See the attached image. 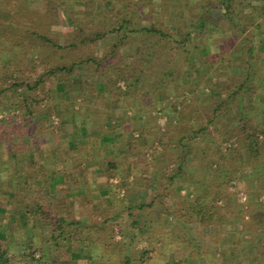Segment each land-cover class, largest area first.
I'll list each match as a JSON object with an SVG mask.
<instances>
[{"label": "trees", "instance_id": "1", "mask_svg": "<svg viewBox=\"0 0 264 264\" xmlns=\"http://www.w3.org/2000/svg\"><path fill=\"white\" fill-rule=\"evenodd\" d=\"M0 1H5L9 8L12 5L18 7L9 22L0 19V98H9L6 109L22 105L29 117L25 125L30 127L29 132L23 134L17 123L0 122V145L3 147L0 151L5 158L0 162V183L3 182V189L8 188L1 195L10 206L2 230L9 233L12 229L13 235L24 242L22 252L15 255L10 248L12 242L0 238V264H65L82 254L87 255V264H229L228 253L215 257L211 245L212 249L231 246L244 259H251L256 250L259 259L264 261V205L254 201L258 197L257 188L250 185L262 181L259 176L264 175V114L260 110H249V107L252 109L250 97L256 91V85L249 83V78H257L252 64L253 48L249 46L237 56L227 54L237 62L243 55L246 58L245 64H241L245 68H238L244 80L237 84L236 77H230L229 81L233 82L230 93L228 84L219 81L222 73L216 74V80L212 82L210 75L198 68L200 78H208L201 81L200 86L208 88L210 93L204 98L195 96L191 100H176L180 90L186 91L182 84L188 83L189 73L197 70L196 60L207 66L209 60L206 56L222 58L230 50V45L240 41L253 45L256 35L264 34V0H185V13L182 19L177 18L174 34L160 28L161 22H156L152 16L148 26L143 24L146 12H152L148 11L149 6L152 9L159 7L166 13L164 5L157 6L152 0H148L149 5L146 0H110L107 10L98 9L102 0H74L81 2L82 9L69 13L64 10L69 0H39L38 7L29 5L26 0ZM56 25H63L62 32L53 31ZM217 34L229 36L216 39V42ZM106 39H112L111 44L99 58L93 49ZM214 43L218 44L220 52L203 55ZM123 49H126V55L121 54ZM170 49L175 51L173 60L181 66L183 74H180L181 86L174 98L162 95L164 101L170 102L165 107L164 103L151 99L155 94L151 89L163 90L170 81L166 79H173L180 69L168 64L164 66L160 61L164 51ZM194 50L199 52L194 53ZM125 56L132 62L124 70ZM28 62H32V71L37 75L33 82L23 79L29 77L20 66ZM228 69L233 71L232 66ZM79 70L87 74L84 78L93 77L91 84H96L98 75L99 78H114L104 84L106 89L107 85L111 86L110 91L105 92L108 95L105 99L119 104L124 109V117L114 122L120 132L114 130L116 133L113 134V131L104 129L101 134L125 135L129 151L137 163L143 164L141 170L127 169V165H119L116 160L107 161L108 177L118 178V183L108 182V195L99 202L91 196L96 186L84 190L88 201L77 199L83 195L80 189L70 187L62 191L64 197L83 205V208H91L95 201L100 208L107 205L100 214L93 213L95 219L92 221L85 213H76L75 205L64 204L61 209L59 204L60 209L55 210L50 201L59 185L74 181V173L97 157L96 150L90 142L81 143V135H77L73 140L80 146L70 154L69 150L62 149L61 135L49 124L36 132L32 127L38 122L31 118L33 108L43 103L38 94L32 93L47 78L67 83ZM215 72L219 73L218 70ZM74 81L83 82L81 78ZM121 81L127 86L120 87ZM252 86L254 90L248 93ZM19 88L24 89L19 92ZM191 90L189 88L188 92ZM219 92L227 94L213 102V93ZM88 96L89 93L85 92V101H89ZM136 97H141L138 105ZM94 98L99 100V95L91 94V99ZM144 100H147L146 104H143ZM100 107L102 111L105 108ZM154 110L160 113L154 115ZM128 112L144 115V126L137 131L138 136L133 131L134 118H130ZM81 115L79 123L88 129L90 116ZM157 120L160 124L156 123ZM174 120L178 127L172 126ZM190 122L196 124L189 127ZM60 124L63 129L62 119ZM49 133L55 136L56 146L45 151L52 164H62L63 167L61 171L52 172L46 169V165H39L32 182L36 188L27 185L23 190L9 160H17V163L30 160L32 149L27 148L26 136L32 143ZM92 133L97 138V132ZM145 135L151 136L150 142L138 146L137 142ZM17 137L26 142L17 140ZM121 140L116 137L113 144L119 146ZM154 145L160 150H155L148 159V152ZM137 151L142 152L141 155ZM57 154H63L65 159H59ZM199 159L201 162L210 161L209 166L201 169ZM68 163L73 165L71 169L66 168ZM184 177L200 182L203 192L192 197L182 196L179 183ZM239 185L255 191L248 192L247 211L236 201ZM120 189L124 190L122 198ZM33 192L40 196L37 200H34ZM244 211L250 214V219L245 221ZM121 213L125 214L126 224L118 222ZM17 214L27 221L25 224L18 221L20 225L12 227L13 224L6 220L14 219L19 216ZM236 217L244 221V233L238 240H226L223 238L224 227L228 219ZM117 228L122 236L120 242L115 241ZM210 228L215 232L208 239L209 246L205 233ZM142 243L146 246L139 248ZM181 248L184 254L177 259L174 254Z\"/></svg>", "mask_w": 264, "mask_h": 264}, {"label": "rangeland", "instance_id": "2", "mask_svg": "<svg viewBox=\"0 0 264 264\" xmlns=\"http://www.w3.org/2000/svg\"><path fill=\"white\" fill-rule=\"evenodd\" d=\"M109 1L110 0H104V1L102 0V2L99 1V4L97 6L98 9L100 8H103L105 10L109 9L110 8V5L108 4ZM146 1L148 4V0ZM184 1L185 0H152V2L157 4V6L164 5L165 6L164 9L166 13H163L161 9H159V7L152 9V7L149 6L150 9H148V11L151 10L152 12L150 14L146 12L145 17L147 18L143 21V24L145 26H148L149 19L153 18L156 22L158 23L161 22L160 28H162L163 30L171 34H174L176 32L175 29H176V24H177V18L182 19L185 13ZM13 2L14 4H16V1H13ZM26 2L29 5L34 6V7H38L40 5L39 0H26ZM17 8L18 7L15 5H12V7L9 8L7 7V3L5 1H2V2L0 1V19H4L6 22H9L12 19L13 14ZM81 9H82L81 2H75L74 0H69L66 3L65 8H64V10L67 13L75 12ZM151 16L152 18H150ZM62 28H63V25H56L52 29L56 33V32H62ZM226 36H229V35L228 34H222V35L217 34L215 35V40L216 39L220 40ZM111 40L112 39H106L102 41L99 44V46L96 47V49L95 48L93 49L94 54L98 56L99 58L103 57L105 51L106 52L108 51V47L111 44ZM216 42L218 41L216 40ZM214 44L215 45L210 46V48L206 51L207 54L204 53L203 55H208L211 53L218 54V52H220L218 48V44L216 43ZM262 45H264V34L259 33L254 38L253 45H249L248 42L240 41L238 44H235L234 46L230 45V48H229L230 50H227V52L223 55L222 58H220V56L218 55L217 57L216 56L214 57L206 56L205 57L207 58L206 60H209L208 62L211 64V70H210V64L208 62H207L208 65L204 66L202 65V62L198 61L199 59L196 60L197 70H194V72L189 73V76H187L186 78V81L188 83H186V85L182 84L184 88L181 87V89L183 88L186 91H181L179 89L181 86L179 82H181V79H182L181 78L182 76H180V74H183V73L181 71L182 68L178 64V62L175 59L173 60L175 51L173 49L164 51V57L162 58V60H160L162 61V64L164 66L170 65V66H173L174 68L179 67L180 69H178V73L176 76L173 77V79L172 78L166 79V81H169V80L170 81L168 82L169 83L168 86H166L163 90L158 91L159 88H157V91H155L156 89L155 90L151 89V91L155 92L154 95H151V99L154 98L156 99L158 103H164L163 105L165 107H168L170 102L164 101L162 95L168 94L170 98H174L175 93L178 91V89L180 90L179 91L180 96L179 98H176L177 102H180L183 98L191 100L192 97H195V96L197 98H204L205 94H209L210 91L208 88L201 87L200 85L202 84L201 81H204V79L206 80L208 78H204V79L200 78L199 69L204 70L205 73L208 74L207 76L210 75L209 78H211L212 82L216 80L215 79L216 74L222 73L223 76L219 79V81L223 82L226 86L228 84V93H230L232 91V87H230V85L233 83L232 81H229L230 77H236L235 83L237 84L238 83L240 84V82L244 80V78H241L242 74H240L241 71L238 68H245V67H242L243 65L242 63L245 64L246 58L243 55L241 60L237 62L233 60L234 57H227V56L229 55V53L231 54V56H237L240 54V52L247 51V49L250 46L253 48L252 53H251L252 57L254 58L252 61V64L254 63L253 71H255V74H257V78H249V83H252V85L253 84L256 85V89H255L256 91H254L253 95H251L250 97L252 100V103H251L252 109H250L249 107V110H260V108L263 107V104H262L263 102L260 99V94H261L260 87L262 86V83H259L260 78L258 79V77L261 76L262 79L264 78V51L260 50V47ZM160 47L162 48V46ZM196 51L199 52V50H196ZM196 51L194 50V53H196ZM126 52H127L126 49L121 50L122 55H126ZM119 60L120 58L117 59L116 62H118ZM131 62H132V59L130 57L125 56V63L123 64V69L126 68L128 64L130 65ZM228 66H232L233 71L231 69H228ZM20 67L25 69V75L29 77V78H23L24 80L28 82H33L34 80L37 79L36 78L37 75H35L32 71V62H28L26 65H22ZM38 70L40 73L42 72V68L39 67ZM216 70H218L219 73L215 72ZM86 75L87 74L84 73L82 70L75 71L74 75L72 76L73 79L67 83L66 82L57 83V81L54 78H47L45 80V83H42L37 88V90L32 93V94L34 93L38 94L43 99V103L40 105V107L38 106L37 108H33L34 115L31 118L34 119L36 122H38L37 125L32 127V129L35 130L36 132L39 133L45 125L47 126V124H49V126L52 127L51 128L52 130H55L57 134L61 135L60 142L62 145V149L69 150L70 154H74V152H76L80 146L79 143L73 140L75 136L77 135H81V139H82L81 143L90 142L91 147L94 150H96L97 157L93 156L94 157L93 161L83 164L82 167H80V169L76 171V173H74L75 174L74 176H76L74 181H69L70 183L68 182L67 184L59 185L58 192L56 190V192L53 193L54 196H51L52 198L50 201L51 206L55 210L58 209L59 204H60L61 209H63L64 204L69 205V206L75 205L74 209L76 213L78 214L85 213V215L88 216L87 217L88 220L92 221L95 219L93 218V213L100 214V210L106 208L107 206L105 205L100 208L97 204L100 200H102L108 195L107 183L108 182H111V184L118 183V178L110 179L108 177L107 170H106V167H107L106 162L109 160H116L117 164L119 165H127V169L128 168L132 169L135 167L140 170L143 169V164L141 165L140 163H137V161L134 159L135 157L133 153L129 151L128 144L126 143L128 138H126L125 135L119 136V133H117V135L113 136V134H115L116 132H120L118 130L119 126H117L114 123L115 120L118 118L119 119L121 118L122 120V118L124 117V111H123L124 109H122V107L119 104H117L116 102H111L109 99L108 100L105 99L108 96L105 92H107L108 90L110 91L111 86L110 84L107 85V89H106L104 88L105 87L104 84H107L108 79L113 80L114 78H108V76H105V77L100 76L99 78V75H98V80L96 84L92 83L93 84L92 85L91 79L93 77L84 78L86 77ZM94 77H95V74H94ZM80 78H81V81L83 82L76 83L74 81ZM196 81L198 83V86H196ZM119 86L126 87L127 84L121 81L119 83ZM263 86H264V83H263ZM81 87H83V90ZM84 87L86 90H84ZM253 87L254 86H252L251 90L249 89L247 90L248 93H252V91L254 90ZM189 88H192V90L195 89L194 93H192V90L188 92ZM23 89L24 88H19V92H21ZM85 92L89 93V96L87 98L89 101L84 100ZM219 93H213L215 94L213 102H217V100H220L221 98H223V96L225 97L227 94L225 92L220 93V94ZM91 94L93 96L99 95V100L95 98L91 99ZM247 97L249 98V96ZM140 98L141 97H136L137 105L139 104ZM92 100H94V103L91 102ZM9 101H10L9 98H5L4 100L0 98V122L1 121L2 122L7 121L10 123L15 122L24 131L23 134L25 132H29L30 127L25 125V120L29 118L28 115L26 114V111L22 109V105L21 106L18 105V108L16 107V105H14L13 107L6 109L7 103ZM146 101L147 100H144L143 104H146ZM245 101L247 102V99ZM97 102H100L102 105L98 104ZM180 105H182V103H180ZM100 106L105 107V108L103 107L104 108L103 111ZM158 113H160L158 110L153 111L154 115ZM81 114H86L87 116H90V125L88 129L87 127H84L80 125L79 123L80 116H82ZM128 116L130 118H134L133 120L135 122V125H134L133 131L135 132V136H138L137 131L143 128L144 126L143 124L144 115H137V114L134 115L132 112H128ZM61 119L64 121L63 129H61L62 127H59L61 125L60 124ZM106 121L107 122L110 121V123L106 124L105 123ZM172 122H173L172 126L174 127L179 126L176 120ZM204 122L205 121H203L202 123ZM156 123L160 124V120H157ZM195 124L196 122L194 124L190 122L188 123V126L192 127ZM109 125L110 127H108ZM104 129L106 130V132L113 131V134L108 133L107 136L102 135L101 130H104ZM114 130L116 132H114ZM94 131L97 132L95 133V136L97 138H94L93 136L92 132ZM19 136L21 137V135ZM44 136L45 137L40 140L34 139L32 143L31 141H29L28 139L29 137L26 136L28 140V144H29L27 148L32 149L30 160L26 162L21 160V162H18L20 166L18 165L17 160L15 161L9 160L10 164H12L11 166L14 172L19 176L18 183H19V186L23 190L27 188V185L29 187L31 186V188L33 187L36 188L32 182L35 181L36 179L35 177L37 175V172H38L37 169L39 168V165H46V169H50L52 172L56 170L61 171L63 167L62 164H58V165H55L56 163L52 164L49 160L50 158L49 155H47V152L45 151V150H49V148H54L56 146L55 136L53 137L52 134L50 133ZM116 137H119V138L121 137L122 139L121 142L119 143V146L113 144ZM133 138L134 140H137L135 137ZM17 140L19 141L21 140V142L25 141V139L19 138V137H17ZM36 140L37 142H34ZM150 140H151L150 135L142 136V138H140L139 141L137 142L138 146L140 147L146 146L147 143L150 142ZM0 149L3 150L2 145H0ZM155 150H160L158 145H154L153 148H150L148 152V156H147L148 159L151 158L150 155L153 152H156ZM141 153L142 152H139L138 155H141ZM204 154L205 156H207V153H204ZM57 157L59 159H63V160L65 159L63 154H57ZM199 157H203V155L199 154ZM201 160L202 159H199L198 161V164L201 165V169H205L207 166H209L210 161L201 162ZM1 161H5L3 151H0V162ZM71 166H73L71 163L66 164V168L69 167V169H71ZM3 175L5 176L7 175V173H3ZM186 177L182 178V180L179 183L182 196L192 197L194 194H197L200 191L203 192L202 185L200 184V182H196V181L193 182L192 180H189V179L187 180ZM130 178L132 179L133 177H130ZM259 178H261L262 181H259V182L256 181L253 184L250 183V185L251 187L257 188L256 194L258 197L254 201H257L258 204L264 205V186H263L264 175L262 176L260 175ZM89 186H96V189L93 191V193H91V196L94 198V200H98V202L95 201L94 204H92L91 208L90 207L83 208V205L80 206L77 203L73 202V200L70 199L69 197L63 196L62 191L72 187V189H78V190L80 189V192L83 194L77 197L78 200L82 199L84 201L86 200L88 201L87 196H85L86 191L84 192V190H87ZM3 188H4L3 182H1L0 183V238L4 240H6V238L9 239L10 242H12V245L10 246L12 253L15 255H18L22 252L24 242L20 240L18 237L16 238L15 234L13 235V232L11 231L12 229L9 231V233H7L6 231L5 233L2 230V226H4L3 222L5 221L4 218L7 217L6 212L8 208H10L9 204L7 203V200L1 195L2 191L4 190L7 191L8 188L6 189H3ZM6 191H4V194ZM249 191L255 192L253 189L247 188L246 185L245 186L239 185L237 188V194L235 196L238 204L243 206V209L246 211L248 210L246 202L248 200ZM35 193L33 192V195L35 197L34 196L32 197H34V200H37L40 196ZM119 196L121 198L124 196L123 189L119 190ZM243 196H246V201L244 202L241 200ZM246 211H244L243 213L244 221L250 219V214L247 213ZM17 215L19 216H15L13 217L14 219L11 218L9 221L7 219L6 222H9L11 225L13 224L12 227H16V225L23 224V222L25 224L27 220H24L23 219L24 217H22L21 214H17ZM237 218L238 217L228 219V223L224 227L225 232L223 233V238H225L226 240L227 239L238 240L239 237L243 235L246 225L245 223H243L244 221H241L240 219H237ZM263 218H264V215H263ZM18 221L20 224L18 223ZM118 222H121V223L123 222V224H126L125 214L121 213L118 219ZM214 232H215V229L210 228V230L206 231L205 233L207 243L209 246H210V240L208 239L210 238V235ZM121 240H122V236L119 233V230L117 228L115 241L120 242ZM263 242H264V239H263ZM145 246L146 244L142 243L139 246V248H143ZM210 249L212 250V253L215 254L214 255L215 257H217L216 256L217 254L218 255L220 254V257H221V255H225L226 253H228L229 259L227 263L229 264H251V263L264 264V261L262 259H259V257L257 256L256 250H254L252 255L250 256L251 259H248V258L244 259V257L242 255H239L235 249L231 248V246H229V248L221 247L218 249H215V248L212 249V245H211ZM183 254L184 253H183L182 248L177 249L176 253L174 254V257H177V259L178 258L181 259ZM87 258H88L87 255L82 254L79 258L73 259L71 261H67L65 264H87V260H88Z\"/></svg>", "mask_w": 264, "mask_h": 264}, {"label": "crops", "instance_id": "3", "mask_svg": "<svg viewBox=\"0 0 264 264\" xmlns=\"http://www.w3.org/2000/svg\"><path fill=\"white\" fill-rule=\"evenodd\" d=\"M260 50L261 51H264V45H262L261 47H260ZM261 80V81H260ZM259 83H262V86L260 87V92H261V94H260V99L262 100V104H264V86H263V83H264V78L262 79V78H260L259 79ZM260 110H261V114L263 115L264 114V105H263V108H260Z\"/></svg>", "mask_w": 264, "mask_h": 264}, {"label": "built area", "instance_id": "4", "mask_svg": "<svg viewBox=\"0 0 264 264\" xmlns=\"http://www.w3.org/2000/svg\"><path fill=\"white\" fill-rule=\"evenodd\" d=\"M241 200L244 202L246 201V196H243V198H241Z\"/></svg>", "mask_w": 264, "mask_h": 264}]
</instances>
